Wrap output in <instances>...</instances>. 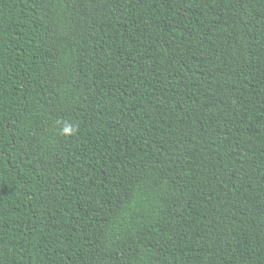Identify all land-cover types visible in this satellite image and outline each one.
<instances>
[{"label": "trees", "instance_id": "1", "mask_svg": "<svg viewBox=\"0 0 264 264\" xmlns=\"http://www.w3.org/2000/svg\"><path fill=\"white\" fill-rule=\"evenodd\" d=\"M0 264H264V0H0Z\"/></svg>", "mask_w": 264, "mask_h": 264}, {"label": "clouds", "instance_id": "2", "mask_svg": "<svg viewBox=\"0 0 264 264\" xmlns=\"http://www.w3.org/2000/svg\"><path fill=\"white\" fill-rule=\"evenodd\" d=\"M65 131H67V129H65Z\"/></svg>", "mask_w": 264, "mask_h": 264}]
</instances>
